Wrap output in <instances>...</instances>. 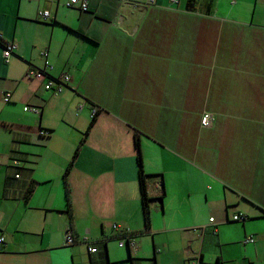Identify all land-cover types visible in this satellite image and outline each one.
I'll return each mask as SVG.
<instances>
[{
    "label": "crops",
    "instance_id": "0c3cea01",
    "mask_svg": "<svg viewBox=\"0 0 264 264\" xmlns=\"http://www.w3.org/2000/svg\"><path fill=\"white\" fill-rule=\"evenodd\" d=\"M67 2L0 0L1 41L17 45L9 63L0 45V102L12 93L0 107V264H90L122 233L187 243L181 254L152 237L150 259L126 244L129 264H264V0H88V12ZM30 68L71 81L54 95ZM240 213L243 233L231 222ZM86 236L96 253L79 244Z\"/></svg>",
    "mask_w": 264,
    "mask_h": 264
},
{
    "label": "built area",
    "instance_id": "2783aa9c",
    "mask_svg": "<svg viewBox=\"0 0 264 264\" xmlns=\"http://www.w3.org/2000/svg\"><path fill=\"white\" fill-rule=\"evenodd\" d=\"M67 7L69 8H77L82 12H88L89 11V3L88 0H68ZM39 17L43 21H47L50 17V13L48 11H40ZM3 57L6 63H9L10 59L14 55L15 51L17 50V45L15 43H9V44H3ZM44 58L46 59L48 57V54L46 52L43 53ZM46 68H50V65L48 61L46 60ZM27 79L34 81V80H46V83L44 84V87L47 91H51L54 95L61 94L68 83L71 81V77L68 74H62L59 77H51L48 75V73L43 69L38 68H30L27 71L26 74ZM12 99V93L6 92L4 95V102L10 103ZM29 107H25V110H28ZM31 109V108H30ZM82 109V107L80 108ZM32 111H38L37 108H32ZM98 110L96 108L92 111V118L94 119L97 116ZM214 121V114L210 112H204L202 114L201 118V126L205 129H210L213 126ZM17 177H19L17 175ZM247 220V217L240 213L237 215H234L231 219V222H245ZM211 223H215L214 218H210ZM114 230L118 228L117 225H113ZM135 236L125 235L120 237L119 246L125 247V245H131L135 246ZM255 241L253 236L247 237L244 240V244L253 243ZM5 238L3 236H0V249L1 246L4 244ZM66 242L68 245H75L76 244V238L73 235V232L71 230L67 231L66 233ZM83 244L86 245L88 252L91 254H94L97 252V247L94 246V244L97 245L99 241L93 242V240L86 236L81 241Z\"/></svg>",
    "mask_w": 264,
    "mask_h": 264
},
{
    "label": "rangeland",
    "instance_id": "374dc122",
    "mask_svg": "<svg viewBox=\"0 0 264 264\" xmlns=\"http://www.w3.org/2000/svg\"><path fill=\"white\" fill-rule=\"evenodd\" d=\"M4 105H6V103L4 101H1L0 102L1 109H2V107H4ZM17 112H20V111H18V109H16V115H18ZM0 113H1V111H0ZM1 115L5 116L4 113ZM59 138H62V139L66 138V136H64L61 129L58 131L56 136H54V138H53L54 143H56L55 140L62 141V140H59ZM0 160H2V157H0ZM156 223L160 227L163 226L162 221H156ZM241 223L242 222H234L232 225L239 226L240 232L243 233L244 228H243ZM261 223H263V222H251V223H249L247 229L254 230ZM236 228H238V227H236ZM152 237L154 238V243L156 244V246H158V247L160 246L159 248L162 247L163 249H167L168 248V240L170 243L169 244L170 248L173 249L175 252L179 251L181 254H183L185 249L187 248V243L185 242L186 240L181 235L172 234V235L168 236V239H166L167 237L164 236V234L156 233V234H153V236H147L144 238H142L140 236L139 238H136L135 239L136 240L135 241L136 248H134V247L132 248L133 256L138 255L139 259H150V258H152V256H153ZM237 237H238V232H237V229H235L234 232L231 234V238L236 240ZM92 240H93V242H96V240H94V239H92ZM119 241H120L119 237H109L108 238L107 247H108V253H109V261L111 264H129V263L124 262L128 257L127 245H125L124 248H121L119 246ZM79 244L82 245V247H83L82 249H84L85 254H87L88 251H87L85 244H83L82 242H80ZM94 246L97 247L96 244H94ZM160 258H161V256L158 255V264H159ZM176 259H178V255H176ZM144 264H150V261L144 262ZM164 264H169V262L165 261Z\"/></svg>",
    "mask_w": 264,
    "mask_h": 264
},
{
    "label": "trees",
    "instance_id": "16d2710c",
    "mask_svg": "<svg viewBox=\"0 0 264 264\" xmlns=\"http://www.w3.org/2000/svg\"><path fill=\"white\" fill-rule=\"evenodd\" d=\"M196 0H189V6H192L195 3ZM0 45H3V42L1 41L0 38ZM95 123V119L92 120L89 128L87 129V131L84 134V140H86L87 136L89 135V132L92 128V126ZM135 146L138 150V157H137V162L139 165V183H140V191H141V199H142V205H143V215H144V222H145V231H149L151 229V208H150V202H151V198L148 194L147 191V182H148V178L149 175L145 173L144 168H143V159H142V155H141V151H140V140H139V136L138 134H136V140H135ZM78 154V150L75 153L74 159L76 158ZM73 159V160H74ZM74 161H72L70 163V165L68 166V168L66 169L65 173H64V186H65V191H66V200H67V206H68V211L71 212V196H70V187H69V183H68V173L70 172L72 166H73ZM34 184L35 181H33L30 186L27 189V198H29L34 190ZM244 223V222H242ZM125 235H130V236H137L135 234L132 233H122L121 235H118L117 237H122ZM107 241L108 238L106 239H102L100 243H102L103 245H107ZM98 251V249H97ZM90 264H111L109 261V255H108V251L107 248L105 247L103 251H101L97 258L95 259H91L90 260Z\"/></svg>",
    "mask_w": 264,
    "mask_h": 264
}]
</instances>
